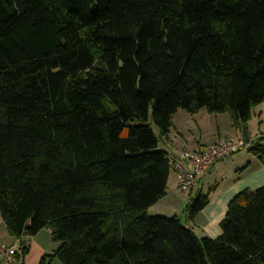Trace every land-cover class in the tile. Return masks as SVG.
I'll use <instances>...</instances> for the list:
<instances>
[{
	"label": "trees",
	"instance_id": "obj_1",
	"mask_svg": "<svg viewBox=\"0 0 264 264\" xmlns=\"http://www.w3.org/2000/svg\"><path fill=\"white\" fill-rule=\"evenodd\" d=\"M264 101V0H0V217L49 230L39 264H264V185L227 203L216 238L149 214L173 114L247 125ZM247 150L264 162V136ZM196 193L186 219L205 206Z\"/></svg>",
	"mask_w": 264,
	"mask_h": 264
},
{
	"label": "crops",
	"instance_id": "obj_2",
	"mask_svg": "<svg viewBox=\"0 0 264 264\" xmlns=\"http://www.w3.org/2000/svg\"><path fill=\"white\" fill-rule=\"evenodd\" d=\"M254 121L257 127H254ZM249 140L255 139L264 133V101L254 106L251 117L246 125ZM221 137L240 138L241 130L232 126L228 113H209L201 108L195 113L177 110L172 116V125L159 142L161 149L167 152L170 161L178 159L181 149L205 148ZM182 163L189 164L184 160ZM212 183L210 197L205 206L193 217L186 219L185 206L195 196L202 192L204 184ZM264 185V162L247 149L233 151L229 156L214 161L208 170L199 175L193 189L183 193L178 188L175 170L171 166L168 174L165 195L148 207L149 214L176 215L181 223L190 226L197 237L216 238L221 230L219 222L223 218L228 201L244 188H257ZM180 213V214H179ZM0 240L18 247L17 238L8 234L0 217ZM28 251L22 259V264H39L44 254L53 252L58 243L50 239L49 230L42 229L35 235L27 238ZM52 264H61L53 260Z\"/></svg>",
	"mask_w": 264,
	"mask_h": 264
},
{
	"label": "built area",
	"instance_id": "obj_3",
	"mask_svg": "<svg viewBox=\"0 0 264 264\" xmlns=\"http://www.w3.org/2000/svg\"><path fill=\"white\" fill-rule=\"evenodd\" d=\"M250 142H245L242 137H221L205 148H184L178 152V159L171 160V166L175 170L178 180V188L183 193H189L199 175L205 173L209 166L218 159L229 156L233 151L247 149ZM184 160L189 164L182 163ZM16 246L0 240V264L16 263Z\"/></svg>",
	"mask_w": 264,
	"mask_h": 264
},
{
	"label": "rangeland",
	"instance_id": "obj_4",
	"mask_svg": "<svg viewBox=\"0 0 264 264\" xmlns=\"http://www.w3.org/2000/svg\"><path fill=\"white\" fill-rule=\"evenodd\" d=\"M253 123H254V127H257L258 126L256 121H254ZM261 135L264 136V133L262 132ZM261 135H259V136H261ZM212 190H214L213 182L212 183L209 182L208 184L205 183L204 186H203V189H202V193L205 194L206 196H208V199H209ZM195 196H196V194H195ZM154 215L165 216V215H162V214H154ZM166 217H171V216H166Z\"/></svg>",
	"mask_w": 264,
	"mask_h": 264
},
{
	"label": "water",
	"instance_id": "obj_5",
	"mask_svg": "<svg viewBox=\"0 0 264 264\" xmlns=\"http://www.w3.org/2000/svg\"><path fill=\"white\" fill-rule=\"evenodd\" d=\"M241 134H242V139L245 142H248L249 141V136H248V133H247V129H246V125L245 124H243L242 127H241Z\"/></svg>",
	"mask_w": 264,
	"mask_h": 264
}]
</instances>
